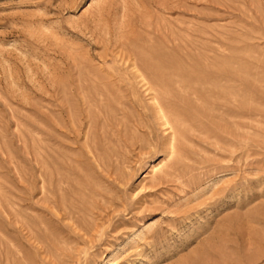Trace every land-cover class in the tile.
<instances>
[{"label":"rangeland","instance_id":"rangeland-1","mask_svg":"<svg viewBox=\"0 0 264 264\" xmlns=\"http://www.w3.org/2000/svg\"><path fill=\"white\" fill-rule=\"evenodd\" d=\"M0 264H264V0H0Z\"/></svg>","mask_w":264,"mask_h":264},{"label":"bare ground","instance_id":"bare-ground-1","mask_svg":"<svg viewBox=\"0 0 264 264\" xmlns=\"http://www.w3.org/2000/svg\"><path fill=\"white\" fill-rule=\"evenodd\" d=\"M141 53H142V52H141ZM143 54H144V53H143ZM149 58H150V57H149ZM151 60H152V59H151ZM157 65H158V64H157ZM135 69H136V67H135ZM137 71H139L138 68H137ZM140 72H141V70H140ZM141 74H142V73H141ZM141 74L139 75L140 77L142 76ZM141 78H144V77H141ZM142 81H143V80H142ZM153 86H155V85H153ZM160 102H161V101H160ZM155 103H156V102H155ZM156 104L159 105V103H156ZM158 105H157V106H158ZM161 108H162V107L159 106V107H158V110H156V111H158V114H160V115H159V119H160V121H161V120H165V115H164V112H163V110H162ZM164 111H165V110H164ZM162 112H163V113H162ZM137 120H138V119H137ZM166 120H168L167 117H166ZM165 122H166V121H165ZM165 122H164V125L166 124ZM167 122H168V121H167ZM140 123H141V122H140ZM168 123H169V122H168ZM142 124H143V123H142ZM167 125H168V124H167ZM167 125H166V126H167ZM167 128H168V127H167ZM181 129H182V128H181ZM181 137H182V136H181ZM170 139H173V138L171 137ZM170 141H171V140H170ZM168 145H169V144H168ZM89 146H90V145H89ZM239 146H240V145H239ZM247 147H248V146H247ZM168 148L170 149V151H168L169 153H170V152H172V153L175 152V151H174V150H175L174 140H172V142L170 143V147L168 146ZM242 149H243V147H242ZM172 153H171V154H172ZM173 155H174V154H173ZM177 157H178V156H177ZM175 159H176V158H175ZM172 161H173V160H172ZM216 167H217V166H216ZM213 168H214V167H213ZM169 175H170V174H169ZM179 175H180V174H179ZM172 178H173V177H172ZM58 183H59V182H58ZM59 188H60V187H59ZM63 196H64V194H63ZM92 196H93V195H92ZM63 198H64V197H63ZM55 200H56V199H55ZM61 201H62V200H61ZM65 203H66V202H65ZM92 222H93V221H92ZM90 227H91V226H90ZM94 228H95V227H94Z\"/></svg>","mask_w":264,"mask_h":264}]
</instances>
